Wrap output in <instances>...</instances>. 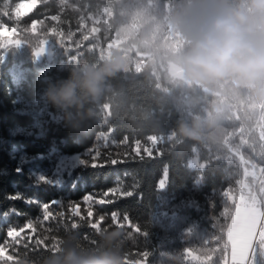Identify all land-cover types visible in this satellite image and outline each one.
<instances>
[{"label": "trees", "instance_id": "1", "mask_svg": "<svg viewBox=\"0 0 264 264\" xmlns=\"http://www.w3.org/2000/svg\"><path fill=\"white\" fill-rule=\"evenodd\" d=\"M186 2L0 0V264H55L65 241L99 251L115 230L123 264H238L229 229L243 161L264 168V102L231 81L200 87L170 76L162 54L185 45L170 21ZM113 55L126 67L88 105L93 116L47 102L50 84ZM214 105L224 108L216 127L199 139L180 135L182 124L215 115ZM79 155L88 163L66 174L62 162ZM195 156L205 167L191 165ZM42 175L60 186H36ZM17 193L22 199H9ZM257 242L250 264H264Z\"/></svg>", "mask_w": 264, "mask_h": 264}, {"label": "clouds", "instance_id": "2", "mask_svg": "<svg viewBox=\"0 0 264 264\" xmlns=\"http://www.w3.org/2000/svg\"><path fill=\"white\" fill-rule=\"evenodd\" d=\"M170 23L185 41L182 48L162 54L177 83L209 87L231 81L264 102V0H187ZM125 67L120 55L102 65L85 63L67 79L50 84L46 100L60 112L91 117L88 105L100 99L106 82ZM213 111L204 121L182 124L180 135L199 139L205 126L216 127L224 108L214 105ZM121 236L119 230L104 235L99 251L65 241L55 264H123Z\"/></svg>", "mask_w": 264, "mask_h": 264}, {"label": "rangeland", "instance_id": "3", "mask_svg": "<svg viewBox=\"0 0 264 264\" xmlns=\"http://www.w3.org/2000/svg\"><path fill=\"white\" fill-rule=\"evenodd\" d=\"M36 2L33 1L28 6L25 3L20 5V12H29L34 6ZM42 50L37 52L40 55ZM43 52H47V48L44 47ZM192 166L197 167H205L204 162H200L199 157L195 156L191 160ZM245 180H244V188L239 195V206L245 207H255L259 206L260 212L259 217L260 221L253 232L252 241L250 247L246 253H243V248L236 245H231V258L233 261L237 262L238 264H244L243 261L247 260L251 253V247L257 242V247L261 250V253L264 255V168L262 166L256 164L245 163ZM261 179V183H259ZM255 205V206H254ZM230 230V229H229ZM242 258L244 260H242Z\"/></svg>", "mask_w": 264, "mask_h": 264}, {"label": "snow or ice", "instance_id": "4", "mask_svg": "<svg viewBox=\"0 0 264 264\" xmlns=\"http://www.w3.org/2000/svg\"><path fill=\"white\" fill-rule=\"evenodd\" d=\"M97 155H99V153H97ZM95 160V157H93V161ZM117 161L113 160L112 163L115 164ZM88 162L85 161L84 159H82L79 156L75 157L74 159H71V160H66V161H63L62 164H61V169L65 170L66 171V174H71L73 172V170L77 167V166H80V165H86ZM92 167H96V163L93 162L91 164ZM17 171H20L19 169H17ZM55 177V176H54ZM36 186H39V183H46V184H50V185H54V186H60V181L59 179H57L56 177L53 179L51 177H48V176H38L36 178ZM75 184H76V181H73V188L75 187ZM110 192H114L115 190H109ZM132 193H126V195H131ZM109 193L106 192L104 194V196H108ZM9 199H22V196L21 194L17 193L16 195L14 196H10ZM84 200L85 201H92L93 200V197L91 194L87 195L86 197H84ZM25 203H38L37 201H34L33 199L31 198H28V199H25L24 200ZM97 203L99 204H104V203H112L113 201L111 200H105V199H99L96 201ZM51 203H58V202H51ZM49 208H50V204H43L42 205V210H43V213H44V216H43V219L46 221L49 219L50 216H52V213L49 211ZM13 212H17L16 209H12ZM70 211L72 212L73 215H76V216H79L80 215V212H79V205H73L71 208H70ZM17 214H19L17 212ZM88 217H92L93 216V212L91 210L88 211L87 213ZM112 217L115 219L116 218V213H112ZM83 219V217H81ZM104 220V217L103 216H100L99 219H98V224L96 225H92L90 224V227H98L99 224H101ZM32 226V222L29 221L25 226L24 228L21 229V231H24L25 229H28ZM76 224H73V227H75ZM15 232V229L12 228L9 232H8V235L9 236H12L13 233ZM18 234V233H17ZM4 250L2 248H0V252H3ZM9 259H11V257H9Z\"/></svg>", "mask_w": 264, "mask_h": 264}, {"label": "crops", "instance_id": "5", "mask_svg": "<svg viewBox=\"0 0 264 264\" xmlns=\"http://www.w3.org/2000/svg\"><path fill=\"white\" fill-rule=\"evenodd\" d=\"M259 212V206L245 207L238 205L237 211L233 216L229 230V238L232 245L243 248V253L248 251L252 241L253 232L259 224ZM242 260L244 259L242 258Z\"/></svg>", "mask_w": 264, "mask_h": 264}, {"label": "built area", "instance_id": "6", "mask_svg": "<svg viewBox=\"0 0 264 264\" xmlns=\"http://www.w3.org/2000/svg\"><path fill=\"white\" fill-rule=\"evenodd\" d=\"M245 264H250V257L246 260Z\"/></svg>", "mask_w": 264, "mask_h": 264}]
</instances>
